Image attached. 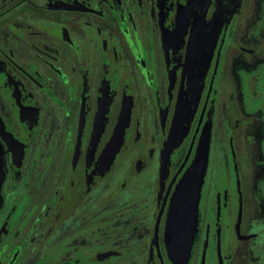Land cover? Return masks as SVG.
Listing matches in <instances>:
<instances>
[{
	"label": "flooded vegetation",
	"instance_id": "obj_1",
	"mask_svg": "<svg viewBox=\"0 0 264 264\" xmlns=\"http://www.w3.org/2000/svg\"><path fill=\"white\" fill-rule=\"evenodd\" d=\"M0 150V264H264V0H0Z\"/></svg>",
	"mask_w": 264,
	"mask_h": 264
},
{
	"label": "water",
	"instance_id": "obj_2",
	"mask_svg": "<svg viewBox=\"0 0 264 264\" xmlns=\"http://www.w3.org/2000/svg\"><path fill=\"white\" fill-rule=\"evenodd\" d=\"M176 145L177 137L174 136L168 143V149L166 151L167 156H169ZM197 172L198 169L194 166L188 177H194ZM201 178L202 175L200 177V183ZM195 179L197 180V177ZM3 180L2 153L0 150V206L2 204L1 186ZM200 183L197 184L194 190L193 187L189 185L187 186V191H177L169 211L167 223L169 256L170 260L175 264L186 261L189 256L188 254L197 227V207ZM183 250L184 256L181 254Z\"/></svg>",
	"mask_w": 264,
	"mask_h": 264
}]
</instances>
